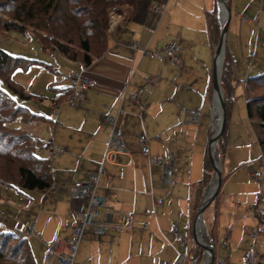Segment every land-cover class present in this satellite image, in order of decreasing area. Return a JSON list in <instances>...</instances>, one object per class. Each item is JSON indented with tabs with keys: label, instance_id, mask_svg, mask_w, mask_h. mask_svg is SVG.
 <instances>
[{
	"label": "crops",
	"instance_id": "1",
	"mask_svg": "<svg viewBox=\"0 0 264 264\" xmlns=\"http://www.w3.org/2000/svg\"><path fill=\"white\" fill-rule=\"evenodd\" d=\"M227 1L232 20L226 54L232 67V84L235 88L242 86L244 93L243 84L250 74L264 71V62L258 63L251 49L257 33L264 31V0ZM159 3L165 11L155 16L152 7ZM216 8L217 0H139L131 21L122 24V18L113 15L108 48L87 70L80 62L65 60L69 75L76 72L97 80L98 85L86 90L84 99L76 105H59L58 115L52 113L50 100L52 118L45 116L42 120L52 123L53 135L43 139L32 136L42 142L38 152L43 156H48V145L53 143L66 150L51 162L54 184L59 188L19 193L20 201L14 204L18 216L7 220L1 215L3 228L24 232L35 220L36 234L27 236L37 237L45 252L54 242L69 240L76 216L85 208V201L72 191L73 183L86 180L87 172L105 161L107 174L101 178L98 194L106 197L107 217L115 224H123L130 217L133 224L102 238L92 233L89 252L81 256L80 264H172L180 252L188 255L193 245L186 246L187 250L180 247L171 225L178 223L189 237L192 202L214 128L215 48L207 14ZM174 39L180 44L181 68L154 56L155 52L164 54ZM261 39L264 48V33L259 36L258 47ZM140 89L139 101L133 102L132 95ZM123 94L124 113L119 115L118 124L124 129L128 152L111 155L107 148L112 126L103 121V116L117 115ZM188 110H201L199 121H193ZM53 117L58 118L55 121ZM142 134L149 138L153 157L175 155L179 170L171 183H164L162 168L141 153ZM228 157L226 148L223 186L205 221L213 232L210 242L215 243L218 258H228L230 264L242 261L254 247L252 229L260 230L253 215L254 205L245 208L248 203H243L242 197L254 172L261 168L246 170L245 161L234 163ZM200 165L201 170L197 169ZM156 199L163 200L161 207H155ZM223 208L228 210L225 214ZM153 210L155 215L149 217L146 212ZM231 210L235 213L231 232L222 236V215L228 216ZM145 223L149 225L145 227ZM222 247L224 256L220 255ZM31 248L35 255L34 245ZM238 248L241 253L236 257ZM42 264H56V259L48 261L44 257Z\"/></svg>",
	"mask_w": 264,
	"mask_h": 264
},
{
	"label": "trees",
	"instance_id": "2",
	"mask_svg": "<svg viewBox=\"0 0 264 264\" xmlns=\"http://www.w3.org/2000/svg\"><path fill=\"white\" fill-rule=\"evenodd\" d=\"M139 0H0V38L12 30L26 33L31 30L40 40L43 49L72 62L87 66L93 64L107 50L109 32L113 15L122 18V24L131 21L136 15ZM4 6H10L6 13ZM208 29L212 45L216 49L221 38L218 21V8L207 14ZM31 60L14 57L0 47V200L1 187L12 188L17 193L29 191H48L54 185L52 160L38 152L39 145L27 130L10 127L9 123L17 118L33 122L46 118L31 112L19 100L33 98L60 105L74 89V85L53 87L55 95L46 97L28 91L13 79V72L19 65L29 66ZM50 66V64L48 65ZM230 117V104L235 87L232 84V67L229 55L224 57L221 81ZM244 95L248 119L257 135L262 150L260 158L264 166V71L249 76L244 81ZM228 128V124H227ZM228 129L220 138L218 147L223 165L227 145ZM223 167V166H222ZM214 175L208 151L203 162V176L196 188L192 202L194 220L206 188ZM224 180V176H223ZM220 196V194H219ZM213 203L215 204L218 199ZM254 217L264 232V193L261 191L254 205ZM0 226H3L0 224ZM192 233V228L191 231ZM213 240V232L208 231ZM27 235L18 236L11 229L0 230V264H37ZM193 240V239H192ZM186 264H201L204 251L192 241ZM215 244V243H214ZM11 247V249H10ZM216 247V246H215ZM264 257V256H262ZM264 264V263H263Z\"/></svg>",
	"mask_w": 264,
	"mask_h": 264
},
{
	"label": "rangeland",
	"instance_id": "3",
	"mask_svg": "<svg viewBox=\"0 0 264 264\" xmlns=\"http://www.w3.org/2000/svg\"><path fill=\"white\" fill-rule=\"evenodd\" d=\"M4 9H6V13H7V12H10V9L12 8L10 6H4L3 10ZM263 33L264 31L257 33V39H256L257 42L255 41L252 42V47H251V49H253L252 54L253 55L257 54L256 61L258 63L264 62V48L262 46L263 45L262 39L260 40L261 44L258 47L259 36H261ZM0 47L6 50L7 52H9L14 57H24L26 59L31 60V63L29 64V66H21V65L17 66L12 75L13 79L19 82L21 85H23L26 90L39 94V95L46 96L49 98L55 95V92L53 89L54 85L55 86L57 85L67 86V85L72 84L71 79H69L70 78L69 64L67 61H65L68 59L58 54H56L54 57L51 56L49 51H45L43 49V46L40 40L36 37V35L31 30H28L26 33H23L17 30H12L8 32L7 34H4L0 38ZM178 52L177 54H179ZM49 64L50 66H48ZM257 73L259 72L252 73L250 74V76L256 75ZM150 85L154 86L152 83H150ZM0 87L3 90L7 91L6 90L7 88L3 85V83H0ZM241 88L242 86L240 85L237 88H235V94L233 96V101L230 104L231 105L230 106V117H229L228 128H227L228 135H227V145H226L227 155L229 156L228 159L231 158L235 160L236 162L234 163H243L242 161H245L244 167L246 168V170L250 168L256 169L257 167L264 169V166L260 164L262 150L259 145L257 135L248 119L247 110H246V99H245L243 90ZM261 92H264V87L262 88ZM19 102L22 105L26 106L33 113L42 114L46 117L52 118L51 113H50V110H51L50 98L44 101H41L35 98H33L32 100L20 99ZM62 103L64 105L67 102L65 100ZM55 105L57 104H53V107ZM57 118L58 117H53L55 121L57 120ZM51 124L52 123L48 120L47 121L35 120L33 122H24L21 118H17L13 122L9 123V126L12 128L14 127L21 128L23 130H27L28 132H30L31 130L33 133L32 134L33 136H36L39 139H43L45 136L47 137L50 134L53 135L54 128L52 127ZM39 139L35 140V142H37L38 145L42 143ZM220 161H221V157H220ZM221 164H222V161H221ZM197 169L201 170V165L199 167L197 166ZM251 180H252V183L248 184L247 188L244 189L245 193L243 194V197H242L243 203L245 202L248 203L244 206L245 208H250L249 205H255L260 192L262 191L264 193V179H263L262 185L260 184L259 181L255 179V177L252 178ZM1 193H2L1 200L4 199L3 201L4 203L0 204V216L1 215L5 216L7 220H11L12 218L17 217L18 212L14 204L20 201V194L17 193L12 188L9 189L7 187H1ZM24 194H27V193H24ZM212 208L213 206L209 207L206 210L204 214L205 219L209 215V212ZM227 211L228 210L226 208L222 209V213L224 214ZM248 211H251V210L249 209ZM232 220H235L234 210H231L228 213V216L222 215V236L225 235L226 233L229 234L231 232ZM2 227L3 226H0V230L2 229ZM261 230L262 228H260L259 230V234H258L259 239L258 240L256 239L255 241L253 240L254 249L251 247V249H253L256 253V263L255 264L264 263V257H262L264 255V233ZM73 231L74 229L72 227L71 236L73 235ZM208 231H209V228L207 227V224L205 223L203 237L206 241L210 243V238H209L210 236H209ZM92 233H93L92 230L88 228V231L84 234L83 239L80 243L79 252L76 257V264L81 263L80 258L83 254H88L89 247H90L89 246L90 241L92 239L91 236H93ZM189 237L191 240L193 239V232L190 233ZM28 240H29L30 245H34L35 247L36 263L42 264L44 257H46L45 256L46 252L44 251V247L41 241L37 237H31ZM191 240L189 241L188 246H192L193 240L192 241ZM187 247H185V250H187ZM192 247L190 249H192ZM219 250H220V255L224 256L225 248L222 247ZM240 253H241V250L239 249L236 257ZM230 264H239V263H237L236 261H233Z\"/></svg>",
	"mask_w": 264,
	"mask_h": 264
},
{
	"label": "built area",
	"instance_id": "4",
	"mask_svg": "<svg viewBox=\"0 0 264 264\" xmlns=\"http://www.w3.org/2000/svg\"><path fill=\"white\" fill-rule=\"evenodd\" d=\"M183 1V0H179ZM165 11L163 4L159 3L152 7V13L155 16H161ZM136 47V44H133ZM180 49L179 41L177 39L172 40L168 43L165 48V53L155 52L154 56L162 60H170L175 63L179 68L182 67V60L177 54ZM56 52L53 51L51 56H55ZM83 70H87V65L83 64ZM72 85L74 89L72 94L66 99V102L72 105H76L84 99V92L90 88L96 87L98 81L92 78L84 77L76 72L70 75ZM156 82L157 79H153ZM143 89H140L138 93L132 95V101H139V94L142 93ZM124 94L122 97L121 106L118 108L116 116L104 115L103 121L109 123L112 126V132L108 143L107 154L118 155L125 154L128 152L127 144L124 140V129L118 124L119 115L124 113L123 108ZM59 105H55L52 109V113L55 115L59 114ZM187 114L190 115L193 121H199L202 114L201 110H188ZM140 149L141 153L148 157L152 164L160 166L163 171V181L166 184L171 183V177L176 174L179 170L178 164L176 163L175 155L172 153L168 158L163 156L153 157L151 155V149L149 145V138L146 134L140 135ZM40 149H38L39 151ZM66 150L56 144L48 145V157L52 160L56 156L64 153ZM107 174L105 169V161L101 163L98 168L94 171L87 172L86 180H80L73 183L72 191L74 194L79 196L85 201V208L79 212L73 223V235L71 238L66 240H60L54 242L48 246V250L45 253L46 259L52 261L56 259V264H76V257L79 252L80 243L83 239L84 234L90 228L93 234L97 238L106 236L110 231L121 232L127 228H130L133 224V220L128 217L123 224H115L109 221L107 217V206L106 197L98 194V188L103 175ZM254 177L262 185L264 179V169H260L254 172ZM53 189H58L59 186L54 184ZM163 205L162 199L155 200V207H161ZM254 209V208H253ZM146 214L149 217L155 215V210L147 211ZM254 215V210H253ZM149 223H145L147 227ZM172 233L175 241L180 247H186L189 244L190 238L182 229L178 223H172ZM13 232L18 236L28 235L32 236L36 234V222L32 220L28 225L26 231L13 229ZM259 234V229L254 227L251 232V236L256 240ZM188 255L185 253H179L178 259L172 264H186ZM228 258H218L216 264H228ZM256 253L253 249H250L244 255L242 261L239 264H255Z\"/></svg>",
	"mask_w": 264,
	"mask_h": 264
},
{
	"label": "water",
	"instance_id": "5",
	"mask_svg": "<svg viewBox=\"0 0 264 264\" xmlns=\"http://www.w3.org/2000/svg\"><path fill=\"white\" fill-rule=\"evenodd\" d=\"M218 18L221 26V38L214 54V72H213V97L214 111L217 108L220 116L219 128H213L212 134L208 142V156L214 170V175L211 183L206 188L200 206L193 220L192 232L193 241L204 251L202 264H216L217 251L215 244L204 239L199 228L205 226L204 214L206 210L213 205L218 198L223 186V168L220 161V152L218 143L224 135L228 124V111L226 98L222 89L221 81L224 67V57L226 54V41L230 23L232 20V9L227 0H217Z\"/></svg>",
	"mask_w": 264,
	"mask_h": 264
},
{
	"label": "bare ground",
	"instance_id": "6",
	"mask_svg": "<svg viewBox=\"0 0 264 264\" xmlns=\"http://www.w3.org/2000/svg\"><path fill=\"white\" fill-rule=\"evenodd\" d=\"M219 113H218V109L216 108L214 111V128L218 129L219 128ZM200 233H202V235L204 234V225H202V227L199 228ZM206 233V232H205Z\"/></svg>",
	"mask_w": 264,
	"mask_h": 264
}]
</instances>
